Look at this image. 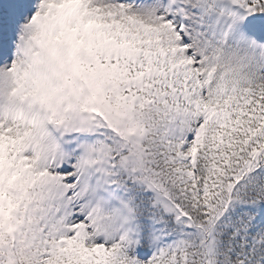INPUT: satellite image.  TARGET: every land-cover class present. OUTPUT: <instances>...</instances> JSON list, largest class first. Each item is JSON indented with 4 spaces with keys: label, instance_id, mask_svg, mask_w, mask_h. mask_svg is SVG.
Wrapping results in <instances>:
<instances>
[{
    "label": "snow or ice",
    "instance_id": "6c2138e0",
    "mask_svg": "<svg viewBox=\"0 0 264 264\" xmlns=\"http://www.w3.org/2000/svg\"><path fill=\"white\" fill-rule=\"evenodd\" d=\"M0 264H264V0H0Z\"/></svg>",
    "mask_w": 264,
    "mask_h": 264
}]
</instances>
